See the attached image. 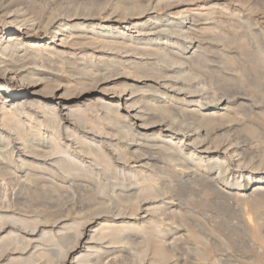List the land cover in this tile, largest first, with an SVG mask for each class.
Returning <instances> with one entry per match:
<instances>
[{
	"label": "bare ground",
	"instance_id": "1",
	"mask_svg": "<svg viewBox=\"0 0 264 264\" xmlns=\"http://www.w3.org/2000/svg\"><path fill=\"white\" fill-rule=\"evenodd\" d=\"M168 1L169 6L179 3V0ZM161 3V0H147L144 3L131 4L122 11H106V7L101 4H86L77 0H0V159H5L9 164L0 165V182L7 184L18 180L36 181L41 184V187L52 186L53 189L61 191L64 186L58 184L57 179H63L65 175L79 178L83 176L80 175L83 168L87 170L88 166L79 161L82 154H88L92 161L99 166L104 165L105 172L106 170L109 172L113 163L108 159V155L107 158L102 145L90 140L91 138L88 139L84 133L78 134L73 127L69 126H72L74 121L83 122L84 115H86L87 109L85 110L76 103H80L82 96H76L75 92L86 88L87 80L94 81V83L106 81L114 84L124 79L120 82L119 93L128 95L123 100L126 106L125 114L119 113L120 103L109 102L113 98H110L108 92L102 91L103 96L98 101L101 108L104 109L105 117L110 115L113 117L112 120H118L128 126L127 129L122 128L121 131V133L124 131L122 134L128 141L124 147L128 150L130 145H135L136 158L140 159L139 162L142 164L144 160L146 166L151 163L149 166L151 172H148L149 175H145L143 172L141 175L130 174L131 176H127V179L122 178V180L119 176H115V182L118 183L112 185L113 189L110 194L114 198L112 202L120 203L121 210H124L125 207L129 208V213L132 212L134 217L138 216L145 205H150L151 218L148 226H150L152 234L148 231L149 235L151 234L148 242L152 258H150L149 262L151 263L148 262L149 264H195L190 262L191 258L187 259L188 261L190 259L188 262L185 260L186 256L184 258L182 253L180 255L177 253L183 251L182 244L187 241V233L193 239L198 238L199 235H196L195 230L200 226L196 225L199 223H196L195 225L198 227L194 230V225H191L194 231H187L183 225L185 222L179 225L180 221L178 226H174L173 219H183L187 216L188 211L183 212L174 204L175 197L171 196L173 194L171 189L173 188L175 193L181 195L184 190L188 192L190 191L188 189L194 187L197 189L198 186H201L200 188L213 190L218 196H226V193L224 195V191H219L216 186L220 182L226 184V180L231 178V181L235 183L233 185L239 190L235 194H230V192L227 196L230 199L231 197L235 198L233 199V201L236 200L235 203L244 201L250 196H263L264 158H262L263 162L262 159L253 160V150L244 142L247 140V136H250L252 141L262 143V137H260L262 133L260 134L259 130L263 126L260 125L262 128H259V124L258 127L257 125L248 126L251 123L246 122L247 125L242 122L243 120H239V112L247 108L242 102L237 103V101L231 105V101L227 99L213 103L214 98L203 88L198 85L189 87L183 84L186 73L181 70V67L184 64H190V62L201 61L202 56L206 53L204 52L205 45L211 43L206 42L207 38L203 39V37H213L216 30H219L226 22L223 20V13H221L226 7L222 6L219 9L215 4L216 6L208 8L205 13L201 11L191 14V11L187 9L182 12L164 14L163 16L167 18H163L156 15L155 12L160 10ZM226 12L228 13V10ZM170 15L175 18H169ZM231 15L232 12L227 14L229 17ZM102 17L105 21L109 20L110 22L101 23ZM185 40L188 41L185 42ZM209 40H213V38ZM76 47H79L78 49L94 48L93 51H96L98 55H88L90 60L82 59L84 61L82 65L77 63H72V65L71 62H75L73 50ZM107 51H116V54H122L123 57L119 56L117 60L113 57H104L108 56L103 55ZM228 59L227 61L230 60ZM68 63L72 65L71 69L77 67L79 73L75 72L79 74L77 75L79 77L73 76L71 70L65 66L70 75L67 73L64 65ZM138 92H140L137 100L139 102L136 103L134 98ZM147 93L149 95H146ZM76 97L78 99L74 100ZM148 97H158L168 102L152 103V100L151 102L147 100ZM248 109H250L249 106ZM39 113L41 118H39ZM180 114L183 115L181 117H184L181 118L182 121L177 119V115ZM250 114L252 116V113ZM22 117H26L28 122L25 123ZM249 118L251 119V117ZM112 120L108 121L109 124L115 122ZM93 128L95 127L93 126ZM96 130L99 131V129ZM243 134L245 135L243 136ZM63 136H65L64 141H62ZM137 141L139 144H136ZM7 147L15 150L16 156L23 149L27 150L28 155L20 156L19 154V160L12 158L13 155H9L12 156L11 158L4 155L6 156L4 158L2 152L5 148L6 151ZM118 149L117 152L124 151H121L123 148ZM24 150L23 152H25ZM113 150L115 152V149ZM147 150H150V153L160 154L161 160L171 163L173 168H178L174 172L180 177L179 184L176 182V186L174 184L170 186L171 184H165L168 181L163 183L159 178L154 179L152 174L159 168L157 161L159 158L157 155L155 159L152 155L144 154ZM56 154H63L67 157H64L65 159L63 156L55 157ZM122 156L124 157V155ZM123 157L120 160L124 159L123 162L126 163L127 155L125 158ZM3 162L5 161L3 160ZM146 166L142 165V167ZM88 171L90 172V170ZM157 174L159 173L157 172ZM235 174L238 176L237 180L233 177ZM160 178L163 179V177ZM239 180L242 181L239 182ZM245 180L248 184L246 186L243 184ZM47 185L49 186L47 187ZM204 192H206L205 196H208L207 191ZM111 200L113 199L111 198ZM183 201L185 202V200ZM189 201L188 205H191ZM203 202L205 203L206 200ZM225 203L228 204L227 201ZM176 204L182 205L181 202ZM255 207L257 208V205ZM120 212L123 213L119 210L118 213ZM116 215L119 216L117 213ZM7 219V216L0 213V229L4 228L5 224L3 225V223ZM165 220L168 223L172 220L174 224L170 223L174 227L169 225V229L168 227L163 229V225L160 224L166 222ZM20 221L22 222L19 219ZM247 222V227H245L249 230L250 237L264 244L263 237L259 234L258 225L249 219ZM88 223L87 221L86 224ZM86 224L84 222L82 226L81 223L76 225V242H73L75 239L70 241L74 245L76 244L74 247L71 243V247H74H72L71 254L74 256L78 252L79 255L73 258L74 262L72 260L69 262L67 255L63 258L64 254L60 253L64 260L62 259L63 261L61 260L60 263L57 262L58 264H102L104 259L108 260L111 256L113 258L109 262H115V259L125 257L124 255L130 253L127 250V246L130 244L128 234L147 233L146 227L142 226L145 229L141 226L139 228L131 222L118 223L110 220V222L96 224L98 228L94 227L95 223L87 225L88 227L85 226ZM61 225L62 229L69 226L68 224L63 225V223ZM3 231L5 230H1V233ZM37 233L32 232L28 235L26 246L36 243ZM58 238V244H62L68 237ZM0 241V257L7 255L6 260L9 264L30 263L29 261L32 259L38 261L39 264H57L54 262L56 255L52 256L53 259L48 254L51 252L50 249H48L50 250L48 253L44 252V249L43 252H37L33 250L36 248L35 246L32 247L33 251L30 250L32 252H19L21 256L26 255L25 258L12 257L17 253L18 244H21L19 235L9 233L0 237ZM54 244L57 243L54 242ZM204 244L207 247L205 245L204 253H202L205 256L204 259L208 260L214 251L208 247L210 246L209 242H204ZM13 246L15 249H9ZM212 249L215 250L213 247ZM190 250L189 252H193ZM189 252L187 254H191ZM195 252L192 253V256L195 254L194 257L201 253V251L199 254L197 251ZM201 259L200 261L197 259L199 262L197 260L196 262L202 263ZM134 260L131 258L132 262H127L132 264ZM141 260L138 262L139 264L142 263Z\"/></svg>",
	"mask_w": 264,
	"mask_h": 264
},
{
	"label": "rangeland",
	"instance_id": "2",
	"mask_svg": "<svg viewBox=\"0 0 264 264\" xmlns=\"http://www.w3.org/2000/svg\"><path fill=\"white\" fill-rule=\"evenodd\" d=\"M77 1H80L86 4H90V3L98 4V5L101 4L104 7H106V11H111V10L122 11L124 8H128L131 4L144 3L147 0H77ZM161 1L162 3L159 6L160 10H157L155 12H156V15L162 16L163 18H167L163 16L164 14L176 13L179 11L182 12L187 9L191 11V14L193 13L197 14L201 11L205 13L207 12L208 8L212 6H216L215 4H217V7H219V9L222 6L226 7V9L223 12H221L223 13V16H224L223 20L224 22L226 20V22L223 23V25L220 27L219 30H216L217 32L214 35L215 40H214V36L213 37L205 36V38L203 37V39L207 38L206 42L208 43L211 42L210 44L205 45L208 52L205 49L204 52L206 53H204V55L202 56L201 61L199 60L196 63L190 62V64L187 63L181 67L182 68L181 70L184 71V73H186L185 81L183 80V84L189 87L198 85V87L203 88L205 91H207L210 94V96L214 98L213 103H217L219 101H224L227 99L231 101L230 102L231 105H233L234 102H237V101H238L237 103L242 102L247 108L245 109L246 111L242 110L241 111L242 113L239 112L238 115H240L239 116L240 119L238 115H237V118L241 121L243 120L242 122L244 123L246 122L251 123L250 125L246 123L248 126L257 125L258 127V124H259V128L260 127L262 128L263 126V128L259 130L260 134L262 133L260 135V137H262V143H257L256 141H252L250 139L251 138L250 136L249 137L247 136V140L244 141L246 145L249 146V148L253 150L252 151L253 156H254L253 160L255 161L261 160L262 158H264V113H263L264 112V0H179V3L172 4V6L168 5L169 4L168 0H161ZM185 4H190V5H185ZM226 10H228V13L232 12V15L230 17L227 16L228 13L226 12ZM103 18L104 17H102L101 19ZM169 18H175V17L173 15H170ZM103 22H110V21L109 20L105 21V19H103L101 20V23ZM211 37L213 38V40H209V39H212ZM187 41L188 40H185V42ZM184 45L187 46V44L185 43ZM78 48L76 47V49L73 50L76 57L74 56L73 59H75V62H71V64L77 63V64L82 65L84 62L82 59H87V61L91 59V58H88V55H91V54L98 55L96 51H93L94 48H90V49L89 48L78 49ZM173 49L176 51L175 48ZM115 52L116 51H111V52L107 51L106 53H103V55H108L104 57H113L116 60L119 59V56L123 57L122 54H116ZM223 56H225L224 57L225 59L222 58ZM227 57H230L229 58L230 60ZM227 59L229 61H227ZM72 65H70V63L65 64L64 69L67 67L69 70H71V72L73 73V76L79 77L77 76L79 74H76V72L78 71L77 67L75 66L76 68L73 67L71 69L70 66ZM67 68L65 69L66 71H68ZM67 73L70 75L69 71ZM122 80L114 84L113 83L111 84L106 81H102V83L101 82L94 83V81L90 82L89 80H87L86 84L88 83V85H86V88L84 87L83 90L79 89L80 91L77 90L75 92L77 93L75 94L76 96L78 95L82 96V100L80 101V103L78 102L76 103L80 107L84 108L85 110L87 109L86 115H84L83 122H78V121L72 122L71 121L73 125L69 126L70 128L73 127L75 131L78 132V134L84 133V135L88 139L91 138L90 140H94V142H96L97 144L102 145L106 156L107 155L109 156V158L108 156L107 158L110 159L111 162L113 163L112 164V168L114 167L113 169L111 168L109 172H107L108 170H106L105 172L104 170L105 168L103 169L104 165L99 166L94 161L91 160L88 154L86 155L82 154L79 161H82L89 168L87 167V170L83 168V171H81L80 173V175H83V176L79 178L68 177V175H65L63 176V179L62 178L57 179V182H59L58 184H62L64 186V188H62L61 191H59L60 189L59 190L55 188L53 189L52 186L48 187L49 185H47L48 188H46V186H43L44 187V191H43V187L40 186L41 184L36 181H28V180L19 181L18 180L17 182L12 181L7 184L4 182H0V213L7 216L8 219L11 220L10 221L7 219V221L3 223V225L5 224L3 228L5 231L1 233V230L3 229H0V237L2 238L3 236L9 233L11 234L14 233L21 237V244H18L19 246L17 245L18 247L16 248L17 253L13 254L12 257L20 256V257L25 258L27 256L26 255L21 256L20 253L23 251L24 253H26L32 250L33 249L32 247L35 246L36 248L33 250L37 252L38 251L40 252L44 249L45 251L44 250L43 251L48 253L51 250V252L48 254L51 257L56 255L55 257L56 259L52 257L55 260L54 261L55 263L57 262L60 263L61 260L66 255H67V260L69 262H71V260L72 262H74L73 258L79 255L78 252L75 253L74 256L71 254L72 253L71 250H73V248L76 245V244L74 245L73 243V242H76V239H75L76 238L75 227H77L76 225L81 223V226H82L84 222L86 224L88 221L89 223L85 225L86 227L90 226L89 224H93V223H95L94 227H97V225L101 224L102 222L105 223V221L110 222V220H113L118 223H122V221L126 223L131 222V223L136 224L137 227L139 228L140 226L141 228L146 227V229L145 228L144 229L147 230L146 231L147 233L140 232L139 234V233L133 232V233L128 234V237L130 239L129 241L130 244L129 246H127V250L128 252L130 251V253L124 256L126 258L127 257L130 258V256L132 255L131 258L135 259L132 264H136V263L139 264L138 262H140L141 259H142L141 264H146L149 262V260L151 261L150 259L152 258V254L150 251L151 247L149 246V242H148L152 234L149 228L150 226H148V223L150 222L149 220L151 218L150 205L148 204L145 205L142 208L143 210L139 212L138 216L134 217L131 214L132 212L129 213L130 212L129 208L123 207L124 210H121L120 208L122 206H120L121 205L120 203L112 202L114 201V198L112 197V195H110L112 193L111 190L113 189L112 185H114L115 183H118V182H115L116 181V179H114L115 176H119V178L122 180V178L127 179L128 178L127 176H131L132 174H135V173L138 175H141L143 172V174L149 175L150 173L148 172H151L149 170L150 169L149 166L151 163H149V165L146 166L144 164L146 163L144 160H143L144 163L142 164L139 162L140 159L138 160L136 158L137 153L135 154V152L137 150L135 149L136 148L135 145H130L128 150L125 149L124 146H126V143L128 141L126 140V138H124L122 134L124 131L122 133L121 131H122V128L127 129L128 126L124 124L123 122H118V120H115V119L112 120L113 117H111L110 115L105 117L106 114L104 112V109L101 108V104L98 101V99L103 96L102 91H105L106 93L108 92L110 98H113L109 102L120 103L119 113L125 114L126 106L123 100H125L128 97V95L126 96V94L119 93V87L121 84L120 82H122ZM92 84L93 86L95 85L96 87L95 86L91 87ZM139 94L140 92L135 94L136 98H134V100L136 103L139 102L137 101ZM146 95H149V93H147ZM77 99H78L77 97L74 98V100H77ZM147 100H149L150 102L152 100V103L168 102L167 100L165 101L164 99H159L158 97H152V98L148 97ZM248 106L250 107V109H248ZM213 111H216V110H213ZM245 112L249 114H246ZM250 113H252V116ZM253 113L255 114V117ZM248 115L249 117H251V119L248 117ZM181 116L183 115L181 114L177 115L178 117L177 119L179 121H182L181 118H184ZM252 117L254 118L257 117V118L254 120V118ZM39 118H41L40 113H39ZM108 118H110L112 122L113 121L115 122H113L112 124H109L108 121H111V120ZM22 120H24L25 123L28 122V120H26V117H22ZM123 125H126V126H123ZM93 126L96 129H99V131L93 128ZM244 135L245 134H243V136ZM63 139L65 140V136L62 137V141H64ZM136 144H139L138 141ZM249 144L251 145V147ZM256 144H258L257 145L258 147L255 146ZM112 145H114L115 147H113ZM118 148L120 149L123 148L121 150V151L124 150L122 152L123 154L120 151L118 152L116 151V150H119ZM5 149L3 150L5 151ZM113 149H115V152ZM9 150L11 151L8 152ZM23 150L19 151L20 153H18L17 156H16L17 152L11 149V147H9L5 152L3 151L2 153H3V156L8 155L7 157L11 158L12 156H9V155H13L12 158H14L15 160H19L18 158L19 154L20 156L28 155V152H26L27 150L26 149L24 150L26 153L23 152ZM147 151L144 154L152 155L154 156L155 159L157 155V158H159L157 159L159 168L158 170H156L155 173L152 174L154 179L157 180V178H159L161 181H163V183L164 181L165 182L168 181V183H165V184L167 185L171 184L170 186H173V184L175 186L179 184L178 179L180 177H178L177 174L174 172V170H178V168H173L174 166L171 165V163H167V162L165 163L163 160H161L160 154L150 153L149 152L150 150H147ZM11 152L13 153L11 154ZM133 152L135 155L133 154ZM117 153L120 155H118ZM122 155H124V157ZM126 155H127V158H125ZM6 156H4V158ZM54 156L55 157L63 156V158L67 157L66 155H63V154H56ZM119 156H122L123 158H125L126 163L123 162L124 159L120 160V158L122 157H119ZM3 160L6 162L5 159ZM3 160L0 159L1 161L0 165L1 164L9 165L7 162L6 163L3 162ZM261 161L263 162V159ZM142 165L146 167H142ZM88 170H90V172ZM157 172L159 174H157ZM160 172H163V173L161 174ZM159 175H161L160 177H163V179L160 178ZM233 177L236 179L238 176L235 174ZM229 180L231 181V178H229ZM229 180H226L227 182L226 184L223 182H220L218 185L216 184L217 185L216 187H218L217 189L219 191L222 190V192L224 191L223 194L225 195L226 193V196L230 192H231L230 194H235V192L237 193V190H239V188H236V186L233 185L235 184L234 181L230 182ZM240 181L242 180H239V182ZM243 184L246 186L247 181L245 180ZM101 185L102 187L103 186L104 187L102 188ZM200 187L201 186H198L197 189L196 187L188 189L190 190L188 192L187 190H184L181 192L182 197L183 196L186 197V198L181 197L183 200H185L186 203L180 198L181 195H178L177 193H175L173 188L171 189L173 193L171 194V196L175 197L174 204L178 206L179 208H181L183 212H185V210L186 212L188 211L187 216L183 218L186 220L183 221V219H179V218L173 219V222L175 223L174 226H178L180 221L182 223L180 222L179 225L185 222L183 225L185 226V229L187 231H192L193 227H195L194 228L195 230L198 226H200L198 227L199 229L197 228L195 230V233H197L196 235H199L198 238L196 237V239L195 238L193 239L191 236H189V233H187V237H186L187 243L184 242L182 244L184 249L181 252L179 251L177 255L178 254L180 255V253H182L184 258L186 256L185 260H187L188 258H191L192 261H190V259L189 261L195 264H202L203 262H204L203 264H212L213 262H214L213 264H264V244H261L259 243V241L252 239L250 237V233H248L249 230L246 229L247 227L246 223H248L247 221L249 219V221L258 225L259 234H261V237H263V240H264V195L263 196L260 195L261 197L259 196L251 197L250 196L244 199V201L238 202L239 204L236 202L237 203L236 204L235 203L236 200L233 201V199L235 198L232 199L231 197L230 199V197L227 196L228 197L227 199L226 196L216 195L213 190L210 191L208 189L209 190L208 191L207 189H203ZM101 188L102 190L100 191ZM203 190L207 191L208 196H205L206 192H204ZM176 195H178L177 197L179 199L176 197ZM111 198L113 200H111ZM186 199L187 200L192 199L191 201L188 200L189 202H191L189 203L191 205H188V201ZM204 200H206L205 203L203 202ZM226 201L228 202V204L225 203ZM177 202L179 203L181 202L182 205L176 204ZM184 204L185 206L187 204L188 207L183 206ZM231 204H233L232 206H234L235 208H233ZM236 205H240V206H236ZM256 205H257V208L255 207ZM119 210L122 211L123 213L121 212H120L121 214L118 213ZM116 213L119 216H117ZM128 213L130 217L127 215ZM122 215H125V216H122ZM188 218L189 219L191 218V219L189 220ZM19 219L22 220V222L21 221L19 222ZM186 221L188 222L187 224H186ZM190 221L192 222V224ZM193 221L195 222L194 224H193ZM170 222L173 223L172 220H170L169 223L168 221H166V222L161 223L160 225H163L162 226L163 229H167V227L169 229L170 228L169 225H172ZM62 223L63 225L68 224L69 225L67 227L68 229L67 228L62 229L61 227ZM196 223H199V224H196ZM195 224L198 226H196ZM191 225L192 226L194 225V226L192 227ZM188 226H191L192 229L191 227L189 228ZM203 227H204V231H203ZM80 228L81 227H79V229ZM182 228L184 229V227ZM209 229L212 231H210ZM37 231H40V232L37 233ZM148 231L149 233H151L150 235ZM205 231H208L209 233L207 232L208 234H206ZM32 232L38 234L35 238L37 239V241L36 243H31L29 244V246L28 245L26 246L28 235L31 234ZM61 235L63 237H68V238L64 240L62 244L60 243L58 244V239H59L58 237L61 238L62 237ZM70 235L71 236L73 235L74 237L73 236L71 237ZM53 237H55L54 240L56 239L57 241H54ZM49 238H51L57 244L55 245L54 242ZM201 239H202V242H201ZM71 240H74V241L70 242ZM188 240H189V243H188ZM50 241L53 244H51ZM65 241H68L69 243L68 242L66 243ZM199 241L202 243V245ZM195 242L196 243L198 242V243L196 244ZM204 242H209L211 247L210 246L208 247L211 248L210 250L214 251L213 253L211 251L212 253L211 257L210 258L208 257L209 258L208 260L204 259L205 257L203 254L204 249H205L204 247L206 244L208 245V243L204 244ZM71 243L72 245H74V247L72 246L73 248L71 247ZM189 247H192V248H189ZM197 247H198V250H196ZM212 247L215 250H213ZM9 249L11 250L15 249V246L10 247ZM190 249L193 250V252L197 251L198 254L201 251L200 253L201 255L199 254L200 256L197 254L196 255L197 257H201L203 255L201 257L202 259L197 258L196 256L194 257L195 254H193L192 256L193 252H189ZM52 251L54 252L52 253ZM187 252L191 254H187ZM60 253L62 255L64 254L63 258ZM125 257H120L118 259H115V262H109L111 261V258H113L111 256V258H108V260L104 259L105 261L103 260L104 262H101V263L102 264H108V263L130 264L133 261V259L131 261V258L130 259L127 258V261L130 262L128 263L127 261H125L126 260ZM193 257L195 258V260L193 259ZM6 258H7V255H4L2 258L0 257V264H9ZM123 258L125 259L122 260ZM197 259L199 261L201 259L202 263H197L196 262ZM29 262L32 264H39V262L35 261L34 259H32ZM30 263L26 262L23 264H30Z\"/></svg>",
	"mask_w": 264,
	"mask_h": 264
}]
</instances>
